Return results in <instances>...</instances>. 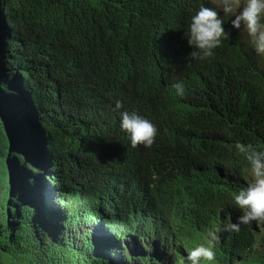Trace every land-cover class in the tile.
Returning <instances> with one entry per match:
<instances>
[{
    "label": "trees",
    "instance_id": "1",
    "mask_svg": "<svg viewBox=\"0 0 264 264\" xmlns=\"http://www.w3.org/2000/svg\"><path fill=\"white\" fill-rule=\"evenodd\" d=\"M202 5L226 32L205 61L185 38ZM232 19L207 0H0V264H181L216 227L201 264H264L256 222L225 230L250 171L235 144L264 150V63ZM7 100L29 123L8 126ZM122 111L156 126L150 148Z\"/></svg>",
    "mask_w": 264,
    "mask_h": 264
},
{
    "label": "clouds",
    "instance_id": "2",
    "mask_svg": "<svg viewBox=\"0 0 264 264\" xmlns=\"http://www.w3.org/2000/svg\"><path fill=\"white\" fill-rule=\"evenodd\" d=\"M207 1L219 7L226 16L231 15L233 17L231 20L232 28L244 35L257 57L264 56V0H246L242 6L241 0ZM223 25L224 22L220 18L219 12L213 7L202 5L191 17L185 38L193 49L190 53L193 60L205 61L214 56V50L221 46L222 38L226 36ZM172 87L176 89L178 96L184 95L182 83H174ZM15 103H10V107L17 109L14 116L6 114V117L13 119L8 126H13L16 120L21 119H25L29 123V116L18 106L20 100L15 101ZM2 106L7 108L4 104ZM122 108V102L117 100L114 110L119 111ZM120 128L129 135L132 148L139 145L150 148L157 136L156 126L136 112H120ZM235 148L247 161L251 174L247 186L241 188L238 193H234V202L241 210L242 215L235 223L232 222L225 226L226 231L239 232L241 225L254 222L264 223V150H257L252 144L239 142L235 144ZM219 232L220 228L216 227L215 230H209L207 234H204L195 248L185 256L187 264L214 261L213 247L219 241ZM237 264H241V262H237Z\"/></svg>",
    "mask_w": 264,
    "mask_h": 264
},
{
    "label": "rangeland",
    "instance_id": "3",
    "mask_svg": "<svg viewBox=\"0 0 264 264\" xmlns=\"http://www.w3.org/2000/svg\"><path fill=\"white\" fill-rule=\"evenodd\" d=\"M245 2H246V0H241V6H242L243 3H245ZM261 58L264 60V56H261ZM3 104L6 105L7 108H4V107L2 106L1 114H3V115L6 117V114H7V112H8V109H9V107H10V102H9V100H7V101H5ZM30 172H31V171L29 170V173H30ZM250 179H251V174H250V171H248V172H246V180H247L248 183L250 182ZM39 187H40V186H38L37 189H39ZM42 193H43V192L40 193L39 190H36L35 198H37V196L40 197ZM257 224H258V226H259V229L264 233V223H257ZM181 264H187L186 257H183V258L181 259Z\"/></svg>",
    "mask_w": 264,
    "mask_h": 264
}]
</instances>
